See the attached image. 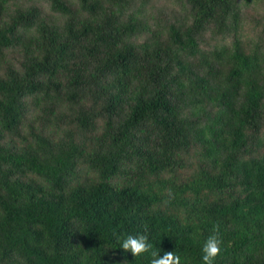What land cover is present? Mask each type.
<instances>
[{
    "label": "trees",
    "instance_id": "trees-1",
    "mask_svg": "<svg viewBox=\"0 0 264 264\" xmlns=\"http://www.w3.org/2000/svg\"><path fill=\"white\" fill-rule=\"evenodd\" d=\"M166 1L0 0V264H264V0Z\"/></svg>",
    "mask_w": 264,
    "mask_h": 264
},
{
    "label": "clouds",
    "instance_id": "clouds-1",
    "mask_svg": "<svg viewBox=\"0 0 264 264\" xmlns=\"http://www.w3.org/2000/svg\"><path fill=\"white\" fill-rule=\"evenodd\" d=\"M118 243L125 251H130L136 258L141 253L150 252V264H182L184 257L175 250H164L161 255V249L154 248L149 239L147 231L126 233L117 238ZM222 250V240L218 233L210 234L202 244L201 260L204 264H215L218 254Z\"/></svg>",
    "mask_w": 264,
    "mask_h": 264
},
{
    "label": "rangeland",
    "instance_id": "rangeland-1",
    "mask_svg": "<svg viewBox=\"0 0 264 264\" xmlns=\"http://www.w3.org/2000/svg\"><path fill=\"white\" fill-rule=\"evenodd\" d=\"M153 3L156 4L155 6H162V4L165 5L168 4L166 0H153ZM46 10L47 13L52 14V12L49 10V8H47V6H46Z\"/></svg>",
    "mask_w": 264,
    "mask_h": 264
}]
</instances>
